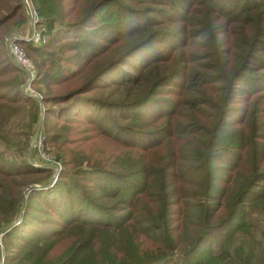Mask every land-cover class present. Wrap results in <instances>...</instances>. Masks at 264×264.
Listing matches in <instances>:
<instances>
[{"label":"trees","instance_id":"1","mask_svg":"<svg viewBox=\"0 0 264 264\" xmlns=\"http://www.w3.org/2000/svg\"><path fill=\"white\" fill-rule=\"evenodd\" d=\"M30 2L41 109L0 0L1 264H264V0Z\"/></svg>","mask_w":264,"mask_h":264},{"label":"built area","instance_id":"2","mask_svg":"<svg viewBox=\"0 0 264 264\" xmlns=\"http://www.w3.org/2000/svg\"><path fill=\"white\" fill-rule=\"evenodd\" d=\"M24 1L25 3L23 7L26 12L25 31L21 35L12 34L5 36L3 39V43H4V48L7 54L9 55L10 59L14 63V65L24 73L26 78L25 81H31L33 76V65L31 61L27 58L22 47L19 46L18 43L16 42L17 38H15V36H19L20 37L19 40L28 41L32 45L37 46V45H41L44 42L48 31H47L46 23H43L41 21V18L39 17L35 8L32 6L30 0H24ZM37 145L38 147H40V138L38 135L36 136L34 143L29 152L32 153V149ZM30 158H31V154H30ZM30 158H28V160L32 164L33 162H31L32 159ZM32 165L44 166L50 169L51 173H55V174L60 169V163L58 159H56L55 161L53 160V158L45 159V163L43 164L33 163Z\"/></svg>","mask_w":264,"mask_h":264},{"label":"rangeland","instance_id":"3","mask_svg":"<svg viewBox=\"0 0 264 264\" xmlns=\"http://www.w3.org/2000/svg\"><path fill=\"white\" fill-rule=\"evenodd\" d=\"M24 33V32H23ZM22 33V34H23ZM10 35H12V34H10ZM21 35V34H20ZM47 36V35H46ZM5 37V36H4ZM4 37H3V39H4ZM159 47H161L160 45H159ZM28 92H30L32 95H38V94H36L32 89H30L29 87H28ZM34 132H36V134L38 133V131H37V128L35 129V131ZM34 134V133H33ZM33 134H32V136H33ZM32 136H31V138H32ZM37 136V135H36ZM30 141H31V139H30ZM29 145H30V142H29ZM31 154V158L30 159H32V161L31 162H33V163H37V164H43V163H45V159H51V158H53V160H55L56 161V157L54 156V155H52V153L51 152H46V151H44L43 149H42V144H41V139H40V147H38V145L36 146V147H34L33 149H32V153H30ZM32 163V164H33ZM58 173H59V171H57V173L55 174V178L54 177H52L51 179H48L49 180V183H50V185L54 182V180L56 179V176L58 175ZM51 175H53L52 173H51ZM50 175V176H51ZM50 178V177H49ZM47 186H50L49 184H46ZM38 186H40V185H37L36 187H38ZM2 263V259L0 258V264Z\"/></svg>","mask_w":264,"mask_h":264},{"label":"water","instance_id":"4","mask_svg":"<svg viewBox=\"0 0 264 264\" xmlns=\"http://www.w3.org/2000/svg\"><path fill=\"white\" fill-rule=\"evenodd\" d=\"M20 1H21L22 5H24L25 1H24V0H20ZM15 38H17V40L20 39L19 36H15ZM29 83H30V81H25V82L20 86V91H21V93H22L23 95H26V96H30V97L35 98V99L39 102V107H40V109H41V108H42V105H41V99H40V96L35 95V94L32 95L30 92H28ZM36 135H37L36 132H34L32 138H31V141H30L29 151H30V149H31V147H32V145H33V143H34V140H35V138H36ZM38 167L46 168V167H44V166H38ZM52 174H53V175H51L49 179H51L52 177H54V173H52ZM54 178H55V177H54ZM36 186H37V185H34L33 187H36ZM29 188H31V187H29ZM21 197H22V194L20 195V200H21ZM19 202H20V201H19ZM14 223H15V221L12 222L10 225L6 226L5 228L0 229V235L2 234L3 231H5V229H8V228H9L11 225H13ZM1 259H2V258H1Z\"/></svg>","mask_w":264,"mask_h":264},{"label":"crops","instance_id":"5","mask_svg":"<svg viewBox=\"0 0 264 264\" xmlns=\"http://www.w3.org/2000/svg\"><path fill=\"white\" fill-rule=\"evenodd\" d=\"M51 26H53V23H52V22H48V23H46L47 30L50 29Z\"/></svg>","mask_w":264,"mask_h":264}]
</instances>
